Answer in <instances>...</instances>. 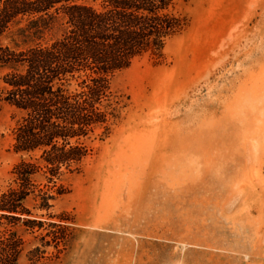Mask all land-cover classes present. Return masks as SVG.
I'll use <instances>...</instances> for the list:
<instances>
[{
	"label": "rangeland",
	"instance_id": "374dc122",
	"mask_svg": "<svg viewBox=\"0 0 264 264\" xmlns=\"http://www.w3.org/2000/svg\"><path fill=\"white\" fill-rule=\"evenodd\" d=\"M170 12L163 50L107 76L103 121L59 139L63 159L18 148L28 112L2 99L0 240L17 264H264V0ZM29 22L8 24L0 52L63 37L19 34ZM14 72L0 63L1 98ZM79 75L73 94L95 74Z\"/></svg>",
	"mask_w": 264,
	"mask_h": 264
},
{
	"label": "trees",
	"instance_id": "16d2710c",
	"mask_svg": "<svg viewBox=\"0 0 264 264\" xmlns=\"http://www.w3.org/2000/svg\"><path fill=\"white\" fill-rule=\"evenodd\" d=\"M172 4L173 0H104L97 7L87 0H0V36L20 15L30 19L18 32L25 37L56 24L64 29L63 37L50 46L1 49V66L15 72L5 78L11 88L6 98L0 97V109L6 99L28 112L18 148H42L50 163L63 159L65 154L56 152L59 139L81 135L87 126L103 121L95 104L108 89L107 76L139 56L163 50L178 25L170 12ZM20 65L26 66L24 73L17 71ZM83 71L96 76L91 75L86 89L73 94L69 81ZM63 122L78 126L67 129ZM36 128L39 133L33 132ZM16 250L14 243L0 240V264H17Z\"/></svg>",
	"mask_w": 264,
	"mask_h": 264
}]
</instances>
